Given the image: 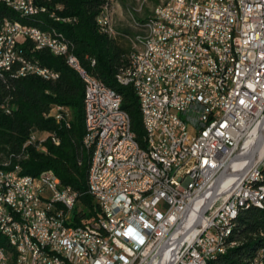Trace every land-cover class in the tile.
<instances>
[{
  "label": "built area",
  "instance_id": "1",
  "mask_svg": "<svg viewBox=\"0 0 264 264\" xmlns=\"http://www.w3.org/2000/svg\"><path fill=\"white\" fill-rule=\"evenodd\" d=\"M101 2L100 29L101 22L112 21V15L104 18V4L111 0ZM36 6L41 5L33 1V8L25 6L22 14L34 15ZM43 13L57 21H74L47 6ZM155 18L158 41L147 40L152 50L140 62H133L134 53H129L131 63L121 67L127 69L129 81L116 79L133 87L142 125L149 126L152 141L142 147L132 134L114 136V129L124 124L120 99L86 78L89 127L95 128L100 141L88 170V193L99 208L98 216L72 224L77 198L51 169L33 180H23L17 163L0 171V230L19 233L28 242L34 252L32 264L202 262L212 250L229 246L224 233L232 209L243 205V198L254 201L257 189L249 188V178L263 169L264 154L251 162L232 159L254 147L264 114V0H177L172 8L160 5ZM143 20L147 19L134 25L139 31L133 36L136 45L145 29ZM9 28L21 34L22 46L26 37L36 36L20 26ZM41 40L53 46V56L67 44L56 38ZM230 42H237V49H230ZM0 59L14 65L10 46L0 51ZM64 59L85 78L74 52ZM89 63L93 66L94 59ZM30 68L47 75L40 59H23V71ZM10 111L3 109L5 114ZM54 120L69 127L70 112L56 105ZM202 122H209L208 132H201ZM47 138L33 132L29 144L41 150ZM51 140L58 144L56 137ZM87 142L82 138L85 151ZM102 142H112V149H102ZM240 160L246 161L244 168L231 174L232 162ZM156 161L165 162L166 175L157 174ZM228 162L227 175L237 178L200 216L207 191ZM9 185L19 186L18 196L9 195ZM47 227H55L54 237L46 236ZM168 236L167 249L158 255ZM256 264H264V250Z\"/></svg>",
  "mask_w": 264,
  "mask_h": 264
},
{
  "label": "trees",
  "instance_id": "2",
  "mask_svg": "<svg viewBox=\"0 0 264 264\" xmlns=\"http://www.w3.org/2000/svg\"><path fill=\"white\" fill-rule=\"evenodd\" d=\"M41 3L48 10H55L57 16L73 17L74 21H57L47 13L22 18L3 6L0 7V18L6 16L23 24L60 31L86 70L120 94L121 109L129 116L135 139L145 147L137 95L131 85L116 81V75L124 69L121 67L128 65L127 50L119 47L110 33L100 31L96 22L101 0H48ZM17 43L28 55L40 59L42 66L57 71L59 76L57 80H44L31 74L16 79L6 74L0 78V105L8 99L11 107L7 114L0 109V167L4 162L8 167L17 163L23 174L31 176L45 169L53 170L61 183L79 194L71 221L79 224L99 215L96 202L87 192L91 155L81 145L85 133L84 83L78 73L66 65L63 56H53L46 49L32 51L33 44L24 40L22 46L20 37ZM90 58L95 61L93 66H90ZM56 105L64 106L70 112L69 127L59 125L52 115L46 116ZM32 132L48 136L41 150L27 143ZM51 136L58 139V144L52 142ZM234 221L230 237L234 245L206 264H249L256 250L264 245V202L261 208L243 207ZM0 245L8 247L1 235Z\"/></svg>",
  "mask_w": 264,
  "mask_h": 264
},
{
  "label": "bare ground",
  "instance_id": "3",
  "mask_svg": "<svg viewBox=\"0 0 264 264\" xmlns=\"http://www.w3.org/2000/svg\"><path fill=\"white\" fill-rule=\"evenodd\" d=\"M33 1L37 2L38 5L34 8V15H28V14H22V9L26 6V8H33ZM41 1H48V0H0V6L9 8L10 10L17 13L22 18H32L37 16L40 13H43V6L44 4L41 3ZM112 1L111 4H105L104 7V18H110V12L112 10ZM177 0H165L162 4L157 5L153 11L152 14L147 17L146 22L143 24V27H145V30L147 31V36L143 37L140 35V37H137V46L140 50H134L133 54V62H140L142 60V57H144V54H148V50H152V42L151 41H158L159 36V21L155 18V16L160 15V5H165V8H172L175 6ZM231 3H238V0H230ZM60 7V6H57ZM96 22L98 23L99 29L100 24L98 21V16L96 18ZM134 23L136 25L137 22L134 20ZM10 26H20L23 27L26 31H33L36 36H28L25 38V40H28L33 44V50L38 49H46L48 52L52 55H54V48L52 45L48 44V42H45L41 40V38H47V39H60L61 42L67 43L64 48H58L55 51V56H63L64 58H68V56L73 55V50L69 42L66 40L65 36L58 31L55 28H49V29H41L34 25H28L20 23L16 20L10 19L6 16H3L0 18V51H6V47L10 46V56L12 57L14 61V65H6L3 64V59H0V78H4L6 74H8L11 78H19V76L22 75L23 77L31 74L37 77H40L44 80H54L59 76V73L57 71H54L53 69H50L48 67L42 66V68H47V75L43 72H37V68H30L29 70L23 71V59H25L27 62H38V60L35 57H32L28 55L24 49H22L17 43L18 38H21V34L19 33H11V30L9 28ZM102 32H108L112 34L114 31L111 30V24L110 22H101V29ZM151 41H147L150 40ZM20 40V39H19ZM230 49H237V42H230ZM30 51V52H32ZM77 62L80 63L81 68H83V73L85 75V78H82V81L84 83V86H86V78L90 79L93 82V85L95 87H100V89H103L107 91V93L111 94L114 97H119L120 99V105H121V96L119 93H117L115 90L107 87L100 79L94 77L92 74H90L86 68L81 64L79 59L77 58ZM131 63V56L128 55V65ZM54 77V78H53ZM122 81H129V74H127V69L124 68L118 72L116 75V79H121ZM119 84H121L119 81H117ZM9 100L6 99L1 105L0 109L3 111V109H11ZM84 105V125H85V133L83 138H88V142L86 145V150L90 152L91 158L89 163V168H93L94 165V152H97L98 149H100V141H99V135H95V128L89 127V118L87 116V99L84 98L83 101ZM120 114L124 117V124L123 127L115 128L114 129V136H126L127 134H132L135 139V134L131 130V123L129 116L125 111H123L120 107ZM52 115L55 118V106L52 107L49 114L46 116ZM143 129L145 131V144L146 141H152V134L149 132V126H143ZM209 131V122H202L201 123V132H208ZM30 135H33V132L30 133ZM136 140V139H135ZM29 143V141L27 142ZM26 143V144H27ZM25 144V145H26ZM139 144V142H138ZM255 144V143H254ZM251 148V147H249ZM102 149H112V142H102ZM264 154V143L261 147V149L257 153V158H260ZM245 160L240 161H233L230 168L232 169L231 174H239L242 169L244 168ZM8 163L4 162L2 166L0 167V171L4 170V166H6ZM264 168V163H263ZM20 169V176L23 178V180H33L36 179V177L39 176H31L27 174L22 173V169L19 166ZM156 170L158 175H166V166L165 162L163 161H156ZM264 169H258L256 174L249 178V188L257 189V193L254 195V201L251 198H243V205H238L237 207L232 209L231 216L228 217L227 221V230L224 233V244L232 246L234 245V242L230 240V237L232 236V228L235 223L236 216L238 215L239 211L246 206H257V207H263L264 202ZM235 172V173H234ZM237 178L236 175H227L217 194L223 192L226 190L231 182H233ZM69 189V192L76 196L78 201L79 194L72 190L70 187L65 186ZM87 192H91V185H90V178H89V171L87 176ZM19 193V186L16 185H9V195L10 196H18ZM198 204V203H197ZM194 231L190 233V236L193 234ZM55 234V227H47L46 228V236L47 237H54ZM0 235L4 237L6 240L7 246H1L0 245V264H32L34 261V252L29 251V245L28 242L22 241L19 233H10L7 230H0ZM226 249H219V250H212L211 253L207 255L205 260L202 262L197 261H182L179 262V264H206V262L214 258L218 254H223ZM264 250V245L259 247L255 255L251 258L249 261V264H256V257L260 253V251Z\"/></svg>",
  "mask_w": 264,
  "mask_h": 264
},
{
  "label": "rangeland",
  "instance_id": "4",
  "mask_svg": "<svg viewBox=\"0 0 264 264\" xmlns=\"http://www.w3.org/2000/svg\"><path fill=\"white\" fill-rule=\"evenodd\" d=\"M162 2L163 0H145V2L143 0H113L111 24L114 32L111 35L115 43L127 50L128 54L137 50L133 36L139 31L134 27V20L140 22V20L149 17L153 8ZM145 22L146 20L143 21V24ZM140 35L147 36V31L143 29Z\"/></svg>",
  "mask_w": 264,
  "mask_h": 264
},
{
  "label": "water",
  "instance_id": "5",
  "mask_svg": "<svg viewBox=\"0 0 264 264\" xmlns=\"http://www.w3.org/2000/svg\"><path fill=\"white\" fill-rule=\"evenodd\" d=\"M263 143H264V114L262 116V119H261V122H260V125L258 128V136H257V140H256L254 147L249 152H247L246 154L234 156L232 160L241 158V159H247L249 162L253 161V159L256 157L258 151L261 149ZM232 160H230V162ZM230 162L226 163L221 168V170L219 171L218 175L215 178V181H214L212 187L207 191V194H206L207 202L203 206V208L201 209L200 216L203 215L207 211L209 204L211 203V201L214 199V197L218 193L219 188H220L224 178L227 176ZM199 222H200V217H198V219L196 221V225ZM187 232H185V233H187ZM169 239H170L169 236L165 239L162 247L160 248V250L158 252V255H160L164 250L167 249V247L169 245Z\"/></svg>",
  "mask_w": 264,
  "mask_h": 264
}]
</instances>
